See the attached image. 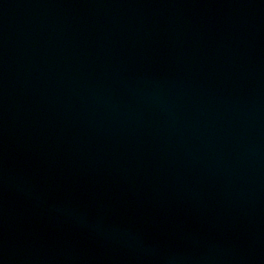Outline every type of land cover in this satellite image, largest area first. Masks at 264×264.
<instances>
[{
    "label": "water",
    "instance_id": "obj_1",
    "mask_svg": "<svg viewBox=\"0 0 264 264\" xmlns=\"http://www.w3.org/2000/svg\"><path fill=\"white\" fill-rule=\"evenodd\" d=\"M0 264H264V0H0Z\"/></svg>",
    "mask_w": 264,
    "mask_h": 264
}]
</instances>
